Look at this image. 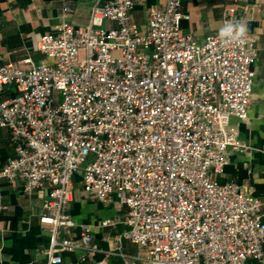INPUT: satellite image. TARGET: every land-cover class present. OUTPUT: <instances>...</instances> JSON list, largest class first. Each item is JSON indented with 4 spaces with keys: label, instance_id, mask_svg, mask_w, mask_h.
<instances>
[{
    "label": "built area",
    "instance_id": "built-area-1",
    "mask_svg": "<svg viewBox=\"0 0 264 264\" xmlns=\"http://www.w3.org/2000/svg\"><path fill=\"white\" fill-rule=\"evenodd\" d=\"M138 1L95 0L86 25L63 19L41 36L40 62L0 63V127L16 144L0 178L27 193L49 189L40 218L51 230L48 264H68L61 251L81 250L83 260L101 251L89 224L62 235L78 225L69 212L77 174L93 198L127 207L111 253L124 256L129 239L143 264L263 261L262 199L217 178L230 149L249 148L231 120L248 118L256 40L184 33L182 0L151 6L141 27ZM226 20H241L235 7Z\"/></svg>",
    "mask_w": 264,
    "mask_h": 264
},
{
    "label": "crops",
    "instance_id": "crops-1",
    "mask_svg": "<svg viewBox=\"0 0 264 264\" xmlns=\"http://www.w3.org/2000/svg\"><path fill=\"white\" fill-rule=\"evenodd\" d=\"M95 0H0V63L21 62L32 58L40 62L45 58L38 49L41 36L57 30L63 19L75 25L89 22L91 8ZM104 0H102L103 2ZM183 9L191 14L183 20L184 33L192 34L201 41L209 33L223 26V12L228 6L236 8V14L248 23L250 34L256 40L258 57L255 63L256 78L254 97L248 118H232L239 129L240 138L249 148L245 152L228 151L229 164L221 182L236 181L253 191L262 199L264 212V0H182ZM163 0H139L132 11L134 22L145 25L148 10L153 5H162ZM65 6L71 11L66 12ZM116 26V22H107ZM13 91L7 90L3 97ZM16 144L7 128L0 127V171L8 158L15 155ZM50 197L48 188L27 193L23 183L11 185L0 178V264H48L47 250L50 246L51 230L40 220L43 203ZM77 226L64 230L62 235L77 236L81 226L89 224L94 242L101 248L85 260L84 252L61 251L68 264H143L135 258L143 250L129 239L123 240L122 252L111 253L118 234L127 229L125 223L127 207L116 198L102 202L93 198L83 189L80 174L75 176L74 198L70 204ZM111 218L114 224L102 226L103 219ZM247 264H264L250 258Z\"/></svg>",
    "mask_w": 264,
    "mask_h": 264
},
{
    "label": "clouds",
    "instance_id": "clouds-1",
    "mask_svg": "<svg viewBox=\"0 0 264 264\" xmlns=\"http://www.w3.org/2000/svg\"><path fill=\"white\" fill-rule=\"evenodd\" d=\"M249 33L248 23L245 20H226L218 30V39L225 44L242 45L246 42Z\"/></svg>",
    "mask_w": 264,
    "mask_h": 264
}]
</instances>
